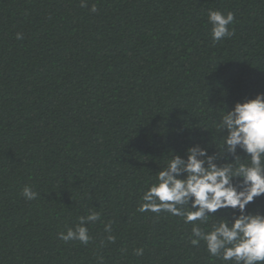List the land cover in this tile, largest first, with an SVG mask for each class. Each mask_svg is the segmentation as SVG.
I'll use <instances>...</instances> for the list:
<instances>
[{
    "label": "trees",
    "instance_id": "trees-1",
    "mask_svg": "<svg viewBox=\"0 0 264 264\" xmlns=\"http://www.w3.org/2000/svg\"><path fill=\"white\" fill-rule=\"evenodd\" d=\"M86 3L0 0V264H234L138 208L173 154H212L221 111L264 93V0ZM209 10L234 14L231 38L213 41ZM92 212L87 245L58 238Z\"/></svg>",
    "mask_w": 264,
    "mask_h": 264
},
{
    "label": "clouds",
    "instance_id": "clouds-1",
    "mask_svg": "<svg viewBox=\"0 0 264 264\" xmlns=\"http://www.w3.org/2000/svg\"><path fill=\"white\" fill-rule=\"evenodd\" d=\"M87 6L86 0H81V7ZM90 11L97 12V6L93 4ZM234 20L232 12L209 10L214 42L234 35L229 30ZM16 39H23V35L17 33ZM221 113L217 125L222 133L220 148L215 146L210 154L208 146L195 143L184 156L173 154L158 172V182L143 193L138 211H163L183 217L186 224L192 223L191 245L199 246L203 241L212 257L234 264H264V214L247 209L255 198L264 195V93L237 102L231 110L225 108ZM241 152L246 159H242ZM22 195L31 201L39 193L26 185ZM225 209L233 210L230 219L220 217L210 231L194 223H207L216 216L213 214ZM99 218L96 212L79 217L75 229L58 233V238L87 245L90 236L85 225ZM105 230L110 231L111 225H106ZM142 252L138 249L136 254Z\"/></svg>",
    "mask_w": 264,
    "mask_h": 264
}]
</instances>
